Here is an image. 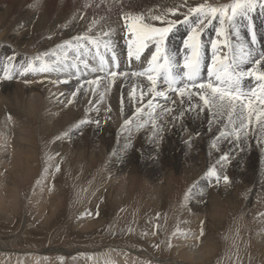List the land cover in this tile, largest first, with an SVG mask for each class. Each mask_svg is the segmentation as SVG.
Segmentation results:
<instances>
[{
	"label": "rangeland",
	"instance_id": "1",
	"mask_svg": "<svg viewBox=\"0 0 264 264\" xmlns=\"http://www.w3.org/2000/svg\"><path fill=\"white\" fill-rule=\"evenodd\" d=\"M163 1L0 0V13L8 8L16 21L20 20L21 14H30L32 21H76L82 18L84 11L88 18L96 15L116 18L121 16L122 10L130 12L136 9L135 13H139L144 7L155 6ZM120 5L127 7L122 8ZM115 6L120 7L114 9ZM102 12L104 13L101 14ZM255 16L253 15V20ZM211 27L205 29L207 35L209 30L212 32ZM5 61L7 65L14 62L10 59ZM118 121L117 117L116 122ZM177 122L178 119L173 124ZM6 125L15 129L22 127L20 133H15L12 149L7 152L6 158L13 157V162L17 163L16 155L20 153L16 147L29 140L37 157L36 162L29 165L28 173L18 179L15 199L6 195V190H0V203L3 202L2 209L8 214L4 216L0 213V247L3 246L0 249V264H264V176L261 173L264 152L253 151L247 145L239 147L253 160L258 184L246 182L247 168L235 165L232 156L224 169L228 166L230 168L226 171H229L228 176L232 181L227 189L231 195H219L215 200L207 197L204 208L196 209L192 198L185 199V193L194 184V191L197 193L208 192L206 189L209 182H202L205 180L206 170L216 164L210 163V160L214 155L218 159L222 152H231L228 147L216 150L211 147L212 144L205 146L201 134L196 135V141L192 140L183 151L176 145L177 140L173 142L172 136L165 135L167 139L170 138L169 146H174V149L163 155L165 163H162L158 175L167 172L168 180H154L142 168L127 173L126 185L117 182L113 186L111 181L122 174L114 172L110 163L124 152L121 151L124 144L117 141L113 134L105 136L100 130L99 135L102 137L98 141L96 138L93 140V136L97 137L98 133L88 135L86 131L75 130L74 133L45 135L37 130V125L33 122H30L33 128L21 120H8ZM24 127L29 131L26 132ZM147 128L148 126L143 127L137 135L132 134V131L123 134L132 138L140 137L141 140L150 139L153 146L157 138ZM218 137L220 138L217 139ZM227 139L229 138L226 136L221 137L220 130L216 133L214 142ZM160 140L162 147H169L163 135ZM60 142H63L61 151L66 150V156L72 157V160L67 162V168H64V161L55 167V175L58 177L53 182L58 184V192L54 201L51 196L43 195L46 212L56 209L53 203L59 204L60 220L51 223L50 217L43 220L46 213L42 212L43 209L37 211L32 194L37 189L43 194L40 184H44L48 178V167L57 160V155L48 146ZM97 143L103 146L104 155L95 154ZM80 156L83 157V162L80 161L81 166H78ZM57 167L59 171L56 170ZM16 171L0 169V176ZM242 173L246 175L243 176ZM51 182L47 183L46 190ZM217 186L220 189L225 185L221 182ZM117 192H122V195L115 199ZM10 207L14 211H11L13 214L9 217L7 210ZM210 210L217 212L215 221L219 222L213 221L214 215H210ZM192 218H196L198 223L204 221V226L207 219L212 226L211 229L205 228L202 239L206 238L210 242L212 253L206 252L205 257L199 260L184 258L183 251L177 248L175 242L178 236L191 231L185 229L194 221ZM79 221L88 230L79 229ZM48 225L51 227L46 228ZM204 226L199 228L200 232ZM150 230L153 235L149 237ZM17 232L21 233L18 242L5 244L3 238L17 235ZM140 239L146 246L140 245Z\"/></svg>",
	"mask_w": 264,
	"mask_h": 264
},
{
	"label": "bare ground",
	"instance_id": "2",
	"mask_svg": "<svg viewBox=\"0 0 264 264\" xmlns=\"http://www.w3.org/2000/svg\"><path fill=\"white\" fill-rule=\"evenodd\" d=\"M182 2L183 0H164L163 3H156L155 6L150 5L144 7L142 12L147 13L150 10L171 8ZM199 2H201V0H188V3L192 5H195ZM213 2H215V0H213ZM219 2L223 3L227 2V0H219ZM120 6L122 8L127 7L125 5ZM120 6H117L118 9ZM117 7L115 6L114 9ZM135 11L136 9H134V11L131 10L130 12L135 13ZM186 11V8H181L180 14H178L176 17H170V19H183V13ZM103 13L104 12L101 14ZM86 15L87 14L84 11L82 18H79L76 21H45L44 19L43 21H32V19H30V14L23 16L21 14L19 18L20 20L16 21L13 20L14 15L9 11L8 8L4 10V13H0V169L17 170L16 172L10 173V175L0 176V190H6V195H10L12 199L16 198L15 193L18 179H22L28 173L29 165H31L34 161L36 162L37 156L34 153V147L31 145L29 140L22 146L16 147L20 153L16 155L15 160H17V163L13 162V157L10 159L6 158L7 152L12 149V140L14 139L15 133H20L22 131L21 126L15 129L6 125V121L10 120L8 118L9 116L12 117L11 120H21L25 123H28L29 125L30 122H33V124L37 125V130L44 132L45 135L49 133H74L75 130H77V132L86 131L88 135H95L98 133L97 137L96 135L93 136V140L96 138L99 141L102 137V135H99L100 130H102L105 136L109 133L113 134V136L117 138V141L124 144L122 146L123 149L121 150L124 152H121V156L118 155L116 158H113L110 163V167L114 172L117 174H122V176L118 179L111 181L113 186H115L117 182L126 185V177H128L127 173L131 172V170H135L136 172L142 168V170L154 180H168V176H166L167 172H163L162 174L158 175L159 171H161L160 168L162 167V163H165V158H163V155L174 149V146H169L171 142H169L170 138L167 139L165 137L166 134L172 136L174 139L173 142L177 140L178 144L176 145L181 151H183L187 144H190L192 140L196 141L195 133L201 134V139L204 145L207 146L214 142L216 133L224 128L223 124H217L215 122L210 126L208 123L209 117L206 113L197 116L196 113L189 112L184 117L178 119L177 124H166L165 120L160 121V123L165 124L164 131L160 134V136L163 135V138L168 141L167 146L169 147H162V142L160 139H156L155 144L151 146L150 139L141 140L140 137L132 138L129 137L130 135H124L123 133H120V125L123 123V120L125 118H131V116H133L135 113L136 107H143L142 104L134 102L128 95L131 90V84L135 81L129 79H118L116 84L112 86L111 90L107 92L105 91L107 84L106 82H102L95 94H93L91 91L85 93L83 90H81L77 96L73 98L72 93L76 91L80 83L86 79H93L97 76H103V74L89 73L86 76H81L79 80L75 77L68 78L66 74L63 73H28L23 77L18 74V69L21 63L25 62L27 59L33 57L37 53L54 50L58 44L70 40L76 35L85 33L88 27L93 24V21H96L94 31L98 30L101 26L105 28H107L109 25L117 27L118 34L114 37V39L116 41L117 51L121 58L120 67L121 70H130L127 63L126 37L124 36L122 30L123 21L119 20V16L114 18L110 15H96L95 17L93 16L88 18ZM253 15H256L253 21L258 34L259 43L257 47H261L264 45V15L260 14L259 9H257ZM35 17L37 16L35 15ZM154 23L156 26H161L158 21ZM211 30L212 32L209 30L208 35L205 33V31L202 35V39L205 43V51L208 52L205 53L206 64L211 62L212 53L210 41L216 38L215 22L211 27ZM239 31L242 39H246L248 37L246 22H244V24L240 27ZM186 35L187 29L185 26L178 25L177 30H175L169 37V47L179 52L183 47V37ZM48 37H51V39ZM176 39L179 41L177 42ZM233 42H236L235 38H233ZM148 55L149 53L146 50L145 56ZM10 57H13V59L10 60H13L14 62H12L13 64L7 65L5 59H9ZM22 59H24L23 62ZM132 64V70H139L144 66L135 61H133ZM246 66L248 67V65ZM5 72L10 73L13 78L5 79ZM202 76L204 79H207L206 68L202 73ZM65 79L68 80L67 83L59 82ZM144 83H146V81ZM256 83V81L246 79L243 82V86L245 89L253 88L256 86ZM85 87H87V85H85ZM101 92H104L102 99L100 96ZM138 95L139 92H137V96ZM170 95L178 100L174 94ZM70 99L73 100L72 104H68V100ZM147 99L148 97H145V103ZM156 103L157 107L159 108V106L164 105L166 102L163 99H158ZM168 106L178 107V105H171L170 102H168ZM109 108H111V111H108ZM117 117L119 118L118 122H116ZM144 118H147L146 112L144 114ZM167 118L168 117L165 119ZM82 120L87 121V123L81 124L80 122ZM149 127L150 125H148L147 130L153 134L151 127ZM30 128L33 127L30 125ZM24 129L26 132L29 131L26 127H24ZM142 129L143 127H139L137 123L136 126H132L131 131L132 134L137 135L142 131ZM167 129L169 130L167 131ZM262 137H264V133H261L259 131V126L255 125L253 131L249 132V135L246 138H243V145L249 146V149L253 151L259 153L264 152V139H262ZM233 140L234 137L227 139L226 141L216 143L218 144L219 150L228 147L232 153V156H234L233 163L235 165H240L242 169L247 168L248 179L246 182H254L255 184H258L259 179L255 178L257 174L253 167V160L244 154V149L235 146ZM62 144L63 142H60L50 144V146H48V148H51L53 154L57 155V160L51 163V165L48 167L46 173L48 178L44 181V184H40L43 189V194L40 189H37L36 191L33 190L32 201L33 203H36L38 212L41 209H43L42 212H46V204L43 201V195L44 197L47 195L51 196L52 201H54V197L58 192V184H54L53 182L58 177L55 175V167L61 161H64V168H67V162L72 160V157L66 156V150L61 151ZM53 145H55L54 148ZM95 148V154L98 153L99 155H104L102 151L103 146L100 143H97ZM91 153L92 152H90V156ZM217 157V155H214L212 160H210V163H215L217 161L215 158ZM80 161L83 162L82 156H80V160L77 163L78 166H81V164H79ZM167 164L168 163H166L165 166H167ZM228 169H230L229 166L226 170ZM226 170H224L225 174L228 175L229 171ZM261 173L264 176V164L261 168ZM242 175L244 176L246 174L242 173ZM190 178L191 177L189 176L188 179ZM49 181L52 182L48 184L46 190V185ZM207 181L209 182L206 189L208 192L199 191L197 193L194 191L196 194L192 196V200L194 201L196 209L204 208V204L206 203L204 200H206L205 198L207 197L210 200H215L219 197V195L224 197H229L231 195L227 191L229 188L228 186H222L220 189H218V186L215 184V182L210 181L208 178H205L202 183H207ZM200 193H202V195H200ZM120 195H122V192H117L115 193L114 198L117 199ZM149 200L152 202L151 198ZM207 202H209V200ZM1 204H3V202L0 203V213H3L4 216H8V214L2 209ZM152 204H154V202ZM52 205L53 207H56V209H52V212H46L43 220H46L50 217L49 221L51 223H56L58 220H60L61 213L60 209L58 208L59 204L53 203ZM7 211L10 217L11 214H13L11 211L14 210L12 207H10V209L8 208ZM215 213H217L215 210H210V215H214L212 217L213 221H215V218H217ZM195 219L196 218H192L191 220L194 221L187 225V227L190 229H185L186 231H191L185 235L182 234L178 236L175 242L177 244V248L183 251L182 256L184 258H197L199 260L205 257L206 252L208 254L212 253V248L210 242L206 238L205 240H202L204 235L202 237L200 236L199 228H201L202 225L204 226L205 222L201 221L198 223ZM215 222H219V220ZM26 223H28V219L26 220ZM81 223L83 222H78V224ZM81 225H79V229L87 228L86 230H88V227ZM48 227L51 226L48 225L46 228ZM205 228H212L211 223L207 219L203 231ZM149 233V237L153 235L151 230ZM16 234L17 235H8L6 238H3L5 244L7 242L10 243L11 241L15 243L18 242L19 235L21 233L17 232ZM23 236L24 233L22 237ZM148 240L151 241V238ZM139 243L142 246H146L144 241L141 239ZM2 247L3 246H1L0 249H3ZM130 254L132 253L130 252Z\"/></svg>",
	"mask_w": 264,
	"mask_h": 264
},
{
	"label": "snow or ice",
	"instance_id": "3",
	"mask_svg": "<svg viewBox=\"0 0 264 264\" xmlns=\"http://www.w3.org/2000/svg\"><path fill=\"white\" fill-rule=\"evenodd\" d=\"M181 8L187 9L183 19H170L178 16ZM257 9L264 15V0H227L223 3L219 0H201L195 5L183 0L175 7L150 10L147 13L122 10L119 20L123 21L122 30L126 37L130 70H121L120 67L121 58L114 39L118 34L117 27L101 26L94 31L96 21H93L85 33L58 44L54 50L37 53L21 63L18 74L23 77L28 73H63L68 78L75 77L78 80L89 73L103 74L80 83L72 93L73 98L81 90L95 94L102 82H106L107 92L118 79L133 80L135 82L131 84L128 95L143 107H136L133 117L123 120L120 133L130 132V126L138 123L139 127L150 125L153 136L160 139L165 128L161 120L173 124V121L189 112L197 116L206 113L210 126L214 122L224 125L221 137H234V145L242 148L243 138L253 131L255 125L264 133V45L257 47L258 34L252 18ZM157 21L161 26H156L154 22ZM214 22L216 38L210 41L211 62L206 64L202 35ZM244 22L248 33L246 39L241 38L239 31ZM178 25H184L187 29L179 52L168 45L169 37ZM146 50L148 56H145ZM133 61L144 66L132 70ZM205 68L207 79L202 76ZM4 78L13 77L5 72ZM246 79L256 81V86L245 89L243 82ZM59 82L67 83L68 80ZM170 94H174L178 100ZM100 96L102 99L104 92ZM145 97H148L146 103ZM158 99L166 102L159 108L156 103ZM168 102L178 107L168 106ZM72 103L73 100H68V104ZM8 118L12 119L11 116ZM80 123L87 121L82 120ZM211 147L219 150L216 142ZM232 158L231 152H222L216 164L204 173L205 178L214 181L216 185L222 182L229 186L232 181L224 169ZM56 170L59 171V167ZM195 188L194 184L185 193L186 200L196 194ZM203 235L201 229L200 236Z\"/></svg>",
	"mask_w": 264,
	"mask_h": 264
}]
</instances>
